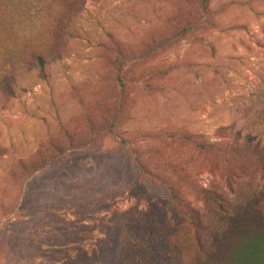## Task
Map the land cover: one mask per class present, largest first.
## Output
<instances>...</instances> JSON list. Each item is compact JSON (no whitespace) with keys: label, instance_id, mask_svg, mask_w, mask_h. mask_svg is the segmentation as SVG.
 Instances as JSON below:
<instances>
[{"label":"rangeland","instance_id":"1","mask_svg":"<svg viewBox=\"0 0 264 264\" xmlns=\"http://www.w3.org/2000/svg\"><path fill=\"white\" fill-rule=\"evenodd\" d=\"M186 16L201 29L176 37ZM213 20L219 25L204 24ZM61 24L69 25L67 46L63 58L49 65L50 79L21 66L28 90L0 103V196L18 195L8 171L48 135L94 133L100 140L35 183L32 204L62 206L57 220L32 216L23 206L16 220L10 215L1 221L0 247L17 237L43 238L42 256L31 262L30 253L21 251L18 260L0 256V264H70L78 254L113 249V231L144 220L163 231L171 212L158 192L137 181L132 162L154 150L161 154L154 161L174 160L200 187L227 195L229 186L237 201L257 192L254 163L200 154L180 137L223 145L238 130L262 88L264 0H211L206 6L202 0H0V74L18 70L24 50ZM108 33L132 55L159 49L145 60L146 70L125 72V91L115 82L111 63L120 57ZM166 39L170 46L160 47ZM103 123L114 124L113 134L102 130ZM185 197L206 211L198 198Z\"/></svg>","mask_w":264,"mask_h":264},{"label":"trees","instance_id":"2","mask_svg":"<svg viewBox=\"0 0 264 264\" xmlns=\"http://www.w3.org/2000/svg\"><path fill=\"white\" fill-rule=\"evenodd\" d=\"M210 5L211 0H202ZM74 6V4H73ZM187 17V18H186ZM176 37L186 36L200 30L194 27L189 17ZM60 23L56 24L59 25ZM207 26L219 25L216 21L204 23ZM66 31L68 24L47 29L44 39L38 46L24 50L19 69L3 68L0 74V103L7 104L15 98L19 91L26 92L28 83L19 74L21 66L34 72L37 78L46 82L50 79V67L60 61L66 50ZM108 40L116 49L120 61L111 63L115 69V82L125 91L123 75L135 67V71L146 70L145 60L151 58L158 49L149 48L147 52L135 55L122 49V42L108 33ZM160 47H169L172 39H166ZM154 45V44H153ZM105 52L108 46H102ZM140 52V51H134ZM12 66V65H11ZM25 84V85H24ZM250 106L237 131L223 145L213 144L206 140L182 135L183 141L194 147L200 154H223L241 163H254L259 172L261 185H257L256 193H242L237 201L236 192L228 186L227 195L222 192L198 186L189 169L180 167L174 160H156L157 150L149 152L147 159H134L135 173L141 185L149 192H158L171 212V221H167L163 231L157 230L152 221L144 220L132 225V228L112 232L113 249L100 250L95 256L86 253L69 259L70 264H264V78L262 88L249 101ZM4 106V105H3ZM102 130L113 134L114 124L103 123ZM89 132L94 130L88 125ZM100 137L94 133L83 137L78 133L48 135L39 145L36 152L20 158L17 165L8 171L19 189L16 197L0 196V224L8 216L18 218L23 206L30 208L32 216L44 219H55V212H62V206L56 204L33 205L36 182L45 174H52L63 169L67 160L81 156L84 149H95ZM65 141L68 147H62ZM96 151V150H95ZM95 153V152H94ZM92 154V153H91ZM144 187V188H145ZM193 195L202 201L207 208L200 210L188 202L186 195ZM66 204V203H63ZM2 221V222H1ZM38 236V235H37ZM43 238L35 242L31 239L20 241L18 237L11 244L0 247V256L8 262V258L18 260L16 254L21 251L30 253L27 259L31 262L40 258Z\"/></svg>","mask_w":264,"mask_h":264}]
</instances>
